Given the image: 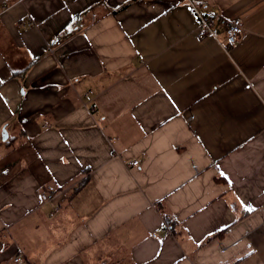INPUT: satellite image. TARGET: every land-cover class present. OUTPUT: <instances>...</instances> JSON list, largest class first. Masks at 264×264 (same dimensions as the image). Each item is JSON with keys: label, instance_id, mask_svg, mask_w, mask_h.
Returning <instances> with one entry per match:
<instances>
[{"label": "crops", "instance_id": "obj_1", "mask_svg": "<svg viewBox=\"0 0 264 264\" xmlns=\"http://www.w3.org/2000/svg\"><path fill=\"white\" fill-rule=\"evenodd\" d=\"M25 259L264 264V0H0V264Z\"/></svg>", "mask_w": 264, "mask_h": 264}, {"label": "built area", "instance_id": "obj_2", "mask_svg": "<svg viewBox=\"0 0 264 264\" xmlns=\"http://www.w3.org/2000/svg\"><path fill=\"white\" fill-rule=\"evenodd\" d=\"M193 12L196 21V32L199 38L206 37L212 34V25L215 18V13L208 10H199L198 7H193ZM246 33L243 28V24L240 20L234 19L227 24L226 27V43L227 45H233L239 40L243 39ZM132 166H137L138 162L134 161L131 163ZM52 199L51 195L44 193L41 195V200L44 202H50ZM57 209L52 210L50 216H53ZM162 232V229H158L155 233H152V237L156 238L158 234ZM18 261V259H16Z\"/></svg>", "mask_w": 264, "mask_h": 264}, {"label": "trees", "instance_id": "obj_3", "mask_svg": "<svg viewBox=\"0 0 264 264\" xmlns=\"http://www.w3.org/2000/svg\"><path fill=\"white\" fill-rule=\"evenodd\" d=\"M23 73V70L18 71L15 73V75H21ZM83 173L86 175L85 179L83 180L84 183L89 181V172L87 170L83 171ZM163 203H157L155 204V208L158 211L159 215L161 216L163 223L165 224V229L169 232L172 233L174 236H177L176 233V225L177 222L176 220L172 217V215L169 213L168 210L165 209V207L162 205ZM241 217H239L237 220H239ZM225 231L222 230L216 234V237H221L223 235V232ZM26 264H36L34 260H29L25 259Z\"/></svg>", "mask_w": 264, "mask_h": 264}]
</instances>
